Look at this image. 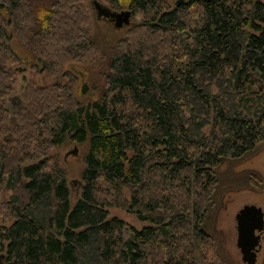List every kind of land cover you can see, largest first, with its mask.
Listing matches in <instances>:
<instances>
[{"label":"trees","instance_id":"16d2710c","mask_svg":"<svg viewBox=\"0 0 264 264\" xmlns=\"http://www.w3.org/2000/svg\"><path fill=\"white\" fill-rule=\"evenodd\" d=\"M107 1L133 19L79 104L64 63L94 53L85 4L0 0V264H230L207 226L221 166L264 144V0ZM21 61L46 81L11 110ZM65 139L86 148L74 197L49 152Z\"/></svg>","mask_w":264,"mask_h":264},{"label":"rangeland","instance_id":"374dc122","mask_svg":"<svg viewBox=\"0 0 264 264\" xmlns=\"http://www.w3.org/2000/svg\"><path fill=\"white\" fill-rule=\"evenodd\" d=\"M87 9L90 19V31L95 42V50L90 57L81 60H68L64 68L75 75L74 94L79 104H85L88 100L97 96L102 83V72L112 42L123 34L125 25L114 26L113 22L96 13L92 0H81ZM111 9L115 7L107 0H97ZM35 4H46L48 0H34ZM130 16V21H132ZM7 28L9 41L14 52L19 56L30 57L32 52L28 48L29 43H18L16 36ZM20 69L17 70V79L14 90L10 95H19L20 85L24 79L31 77L38 84L46 81L41 72L30 68L31 64L18 62ZM23 65V66H22ZM30 65V66H29ZM23 74V77L21 75ZM51 80V79H50ZM8 108L13 109L16 103L8 100ZM75 148V149H74ZM86 148L84 144H77L74 140L65 139L62 143L52 146L49 152L55 157L57 163L64 169L66 185L69 194L74 197L79 189V172L83 166V154ZM223 175L222 182L213 204L210 214V223L207 226L217 238L230 264H246L241 258V252L236 245V215L245 204L253 202L264 210V144L259 145L254 151L249 152L238 160L224 163L220 168ZM251 172L260 179L254 182L247 181V173ZM231 173V174H229ZM245 183V184H244ZM109 215L120 217L129 227H141L146 221L139 220L134 213L126 212L118 207H109ZM122 237L127 234V229L122 228L119 232ZM254 264H264V237L261 249L257 252Z\"/></svg>","mask_w":264,"mask_h":264},{"label":"water","instance_id":"95a60500","mask_svg":"<svg viewBox=\"0 0 264 264\" xmlns=\"http://www.w3.org/2000/svg\"><path fill=\"white\" fill-rule=\"evenodd\" d=\"M92 2L95 5H100L99 9L113 18L114 26H122L129 22V8L124 7L116 10L101 4L97 0H92ZM20 68L18 67V69ZM21 77H23V74ZM9 97H12L16 104L18 103L19 96L17 94L10 95ZM10 114L12 113L10 112ZM236 231V245L239 247L242 260L246 264H254L264 237V210L262 207L253 202L245 203L236 215Z\"/></svg>","mask_w":264,"mask_h":264},{"label":"flooded vegetation","instance_id":"af4514ba","mask_svg":"<svg viewBox=\"0 0 264 264\" xmlns=\"http://www.w3.org/2000/svg\"><path fill=\"white\" fill-rule=\"evenodd\" d=\"M92 3H93V2H92ZM93 5H94V7H95V9H96V13H97V14H99V12H100V13L103 14V17H105L106 19L110 20L111 22L114 21L113 18H112L111 16H109L108 14L103 13V12L99 9V6H100V5H95V3H93ZM101 8H103V7L101 6ZM113 25H114V23H113ZM9 99L14 103V99H13L12 97H9Z\"/></svg>","mask_w":264,"mask_h":264}]
</instances>
